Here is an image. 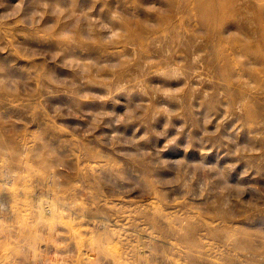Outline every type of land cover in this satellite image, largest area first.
<instances>
[{
	"label": "clouds",
	"instance_id": "obj_1",
	"mask_svg": "<svg viewBox=\"0 0 264 264\" xmlns=\"http://www.w3.org/2000/svg\"><path fill=\"white\" fill-rule=\"evenodd\" d=\"M26 3L19 0L0 26L11 21L12 28L37 32L46 16L56 19L44 29L59 45L50 62L63 61L72 75H39L49 94L63 92L72 100L63 107L48 103L49 120L81 122L62 131L87 164L73 167L70 157L46 147L34 153L39 135L15 144L8 130L23 121L0 111V180L12 181L0 191L12 187L23 194L11 217L0 205V264H264V112L250 104L264 97V80L249 74V49L264 39V0H197L209 10H241L219 28L237 53L234 64L220 66L231 85L194 70L204 60L196 49L206 33L183 55L170 51L143 63L129 81L118 76L120 64L78 59L84 53L74 47L124 45L129 31L121 11L105 22L49 0H32L36 9L23 14ZM172 3L160 0L146 11L163 12ZM31 79L0 64V96L35 120L46 97H33ZM120 96L127 98L123 113L109 110ZM85 103L98 108L85 110ZM15 157L21 170L9 175L4 170Z\"/></svg>",
	"mask_w": 264,
	"mask_h": 264
},
{
	"label": "rangeland",
	"instance_id": "obj_2",
	"mask_svg": "<svg viewBox=\"0 0 264 264\" xmlns=\"http://www.w3.org/2000/svg\"><path fill=\"white\" fill-rule=\"evenodd\" d=\"M19 0H0V17L7 15L15 10ZM160 0H49L52 5H59L64 8H72L78 14L90 13V15L101 17L105 22L111 18L114 11H121L124 25L129 31V39L120 48H105L99 44L79 43L74 46L78 51L84 53L78 56L82 60H96L102 64H120L118 76L124 80H134L137 78L143 63L158 62L166 52L175 51L181 55L185 54L195 45L196 41L201 40L204 34L208 39L204 44L196 49V54L203 52L204 60L196 71L203 72L214 79L217 85H231V78L220 71V66L225 61L236 59V51L219 34V28L230 17H235L240 13V9L220 5L214 10H209L206 6L197 3V0H174L168 8L156 12H147L146 8L151 5H158ZM36 9L32 0H28L25 5V13L30 14ZM179 9V10H177ZM56 23L52 16H46L41 23V30L30 32L24 28H12V22L0 26V48L5 51L0 52V64H5L14 70L22 79H28L31 75L30 87L34 89L33 97L37 94L46 97L45 107L39 116L33 120L27 112H20L11 108L10 104L0 96V111L7 113L6 118L12 121L22 120L23 123L15 128H9V138L17 145H22L32 137L39 135L40 141L33 145V152H39L45 147L49 152L55 150L57 155L61 153L65 157L71 158L73 167H83L87 161L81 162L79 150L71 142V137L63 128L75 126L81 122L76 120L57 119L53 124L49 120L51 110L47 107L50 103L53 108L63 107L72 103L70 97L63 92L49 94L47 91V80L42 81L39 73L43 72L48 79H69L70 70L62 67L63 61L59 63L50 62L51 55L58 50L59 45L44 29ZM151 25V26H148ZM231 27V26H230ZM228 36H233L232 31H228ZM236 42L233 41V44ZM249 54L252 58L250 75L256 79L264 80V39H258L250 47ZM34 57V58H33ZM93 92L103 95L105 90L100 87L89 85ZM236 88V102H240L238 89ZM205 90H208L206 87ZM223 87H221V91ZM120 104L109 103L107 108L123 113V105L127 103L125 96H120ZM136 101L137 97L132 98ZM252 107L264 112V97H257L250 101ZM32 107H36L35 104ZM85 110H96L98 105L85 103ZM163 126V121L159 124ZM231 126V125H229ZM42 141V142H41ZM192 157L198 155L197 152L191 153ZM19 157L12 158L8 167L4 170L10 175L13 171H20ZM31 162V158L29 160ZM0 184H12L9 180H0ZM19 183L15 187H20ZM23 199V194L16 192L9 187L0 191V205H3V214L11 217L12 208L16 205L17 199ZM91 227V225H83ZM75 231V229H73ZM129 231H132L129 229ZM146 240L147 237H142ZM135 243V240H133ZM43 245L41 248L43 249ZM114 252L119 250L114 246ZM144 249L141 254H146ZM115 264V262H112Z\"/></svg>",
	"mask_w": 264,
	"mask_h": 264
}]
</instances>
